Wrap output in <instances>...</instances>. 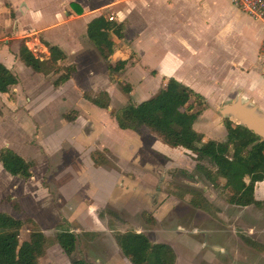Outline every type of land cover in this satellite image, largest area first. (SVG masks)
Masks as SVG:
<instances>
[{
    "label": "rangeland",
    "instance_id": "rangeland-1",
    "mask_svg": "<svg viewBox=\"0 0 264 264\" xmlns=\"http://www.w3.org/2000/svg\"><path fill=\"white\" fill-rule=\"evenodd\" d=\"M86 70L89 68L79 66V82L88 89L101 88L104 69L96 64L89 78ZM130 75L125 67L109 75L116 89L109 90L111 102L106 112L141 99L138 92L142 81L131 79ZM56 76L50 74L51 79ZM46 80L50 82L49 78ZM34 83L30 89L20 86L16 92L10 90L7 95L0 96V148L11 147L33 164L31 172L34 177L29 182L10 176L0 168V211H7L24 223L19 233L20 242L28 240L32 230H43L51 238L57 230H70L77 237L73 258L90 264H130L116 245L114 236L142 232L152 243L169 245L176 255L175 264H264V207L229 205L221 187L212 188L195 171L194 160L187 152L177 150L168 157L158 158L147 149L138 148V154L134 155L136 160L120 164L118 161L120 169L116 167V160L103 152L107 163L101 168L115 177L118 194L113 191L102 193L105 182L104 172L100 170L91 169L86 171L87 176L73 179L76 173L85 170L79 162L74 164L67 159L74 154L85 158L93 147L85 138L91 130L89 119L94 124L95 139L113 142L118 137L114 134L99 136L102 133L99 130L102 110L90 103L85 104L79 93L69 97L50 88L47 83L41 86ZM148 83L143 85V92ZM123 85L134 86V95L124 93ZM66 116L72 120H67ZM79 127L83 130L76 135ZM135 137L140 141L153 140L167 151L181 149L169 147L153 136ZM133 165L135 169L130 168ZM84 168L88 169L86 165ZM107 184L111 182L107 181ZM100 185L101 189H98ZM189 189L204 194L211 202L210 212L191 207L188 196L177 199L178 192L183 194ZM15 195L23 198L25 210L16 208L17 198L11 199ZM87 202L94 205L92 214L89 217L83 214L84 224L75 222ZM72 209L76 211L72 212ZM66 211H71V217L68 214L71 223L61 216ZM142 213L154 218L153 224L145 222ZM245 235L260 243L261 248L247 245L243 241ZM39 263L70 264L69 258L56 244L46 250Z\"/></svg>",
    "mask_w": 264,
    "mask_h": 264
},
{
    "label": "crops",
    "instance_id": "crops-1",
    "mask_svg": "<svg viewBox=\"0 0 264 264\" xmlns=\"http://www.w3.org/2000/svg\"><path fill=\"white\" fill-rule=\"evenodd\" d=\"M99 16L105 17L109 22L112 21L111 23L124 24L121 38L111 35L115 50L108 60L99 54L86 35L88 23ZM27 38H30V41ZM261 40V25L242 13L231 0H0V64L17 79V84L10 90L16 92L20 86L30 89L35 81L34 84L40 86L47 83L50 88L69 97L77 96L78 93L82 97L84 92L95 93L99 90H105L109 94V90L116 87L110 81L108 68L113 67L117 61L129 60L130 64H126L125 69L131 72L130 78L142 81L138 92L141 99L133 105L156 95L165 88L168 79H174L202 96L205 109L193 124V129L203 136L204 142L207 140L222 142L226 139V130L218 109L235 97L241 96L264 110V78L261 75L258 59ZM21 41L28 45L26 47L30 48V51L38 52L39 55H36L31 51L41 60L49 58L48 49L42 42L58 47L65 55V60L57 62L56 65L75 67L70 79L54 87L52 82L61 70L46 75L34 72L30 68L31 71H28L26 69L28 67L18 58ZM96 64L104 69L103 86L95 90L88 89L77 79L79 66L89 68L85 72L89 78ZM50 74L57 76L51 79ZM136 75H139L138 78H135ZM47 78L50 82L46 80ZM147 81L149 85L143 92L142 87ZM134 91V86H131L128 95L133 96ZM7 94L0 93V96ZM14 96L16 97L17 93ZM85 101V104L89 103ZM101 110L103 115L99 130L102 133L99 136L114 134L118 140L108 142L95 139L94 124L89 119L90 134L84 135L87 143L93 147L85 158L74 154L70 160L67 159L74 164L79 162L81 168L85 170L83 173H76L77 176L73 179L78 180L87 176L86 171L91 169L100 170L104 172L105 182L102 193L113 191L118 194L115 191L117 190L115 177L109 175L101 166L93 164L91 154L95 151L101 153L106 151L107 156H112V159L116 160V167L119 169L120 162L136 160L134 155L138 154V148H145L148 153L158 158L168 157L174 151L182 150L190 154L193 159L194 155L183 148L167 151L153 140L146 142L136 139L135 136L138 135L129 130L118 129L107 110ZM81 129L83 130V127H79L76 135L82 131ZM8 148L15 151L11 147ZM15 152L24 158L20 153ZM85 165L88 169L84 168ZM0 168L4 170L1 164ZM130 168L135 169L134 165ZM33 177L28 180L20 179L29 182ZM107 181L112 185L107 184ZM98 189H101V185ZM181 195L182 193L178 192L177 199L188 196L189 203L190 195L184 194L182 198ZM202 195L211 204L204 194ZM14 198H17L19 209H24L23 198L18 195L11 197ZM254 198L264 201V181L255 184ZM75 203L77 207V201ZM87 203V207H84L81 213L78 212L75 222L84 224L86 220L83 214L88 217L92 214L94 205ZM250 207L252 206L240 208ZM71 211L62 212L61 215L68 223H71ZM38 224L40 225V222ZM40 231L43 233V230ZM245 236L250 238L249 235Z\"/></svg>",
    "mask_w": 264,
    "mask_h": 264
},
{
    "label": "trees",
    "instance_id": "trees-1",
    "mask_svg": "<svg viewBox=\"0 0 264 264\" xmlns=\"http://www.w3.org/2000/svg\"><path fill=\"white\" fill-rule=\"evenodd\" d=\"M123 30V23H111L105 17L99 16L88 23L86 35L99 54L108 60L115 50L111 35L121 38ZM42 44L48 49L47 60L35 56L24 41L19 45L18 58L26 67L44 75L61 70L52 82L54 87L60 86L70 79L75 67H58L57 62L65 60L63 52L56 46H49L45 42ZM127 61H117L113 67H109V75L124 69ZM16 84V77L0 64V93H8ZM121 89L124 93L130 92L129 85H123ZM82 97L101 109H107L110 105V97L105 90L92 94L84 92ZM204 109L205 103L201 95L174 79H168L165 88L153 97L138 104H127L110 111L109 114L120 130H129L138 136L151 135L169 147L183 148L191 152L194 155L195 171L213 188L221 187L228 204L238 207H264V201L254 198L255 184L264 181V139H260L243 126L224 119L226 139L222 142H204L203 136L193 129V124ZM65 118L72 120L70 116ZM91 160L95 166L107 163L103 153L98 151L91 154ZM0 164L10 176L23 180L32 176V162L26 161L8 147L0 148ZM184 194L190 195L189 204L192 207L210 212L211 204L202 193L189 189L184 191L181 198ZM16 208L19 209L18 206ZM147 215L149 214H141L145 216V222L153 224L154 220ZM23 225L22 221L0 212V264H40L39 259L53 244L69 258L70 264H90L72 257L77 237L70 230H57L52 238L40 230H32L28 240L20 242L19 233ZM114 240L130 264L176 262V255L169 245L152 243L141 232L117 233ZM243 241L251 247L261 248L248 237H243Z\"/></svg>",
    "mask_w": 264,
    "mask_h": 264
},
{
    "label": "water",
    "instance_id": "water-1",
    "mask_svg": "<svg viewBox=\"0 0 264 264\" xmlns=\"http://www.w3.org/2000/svg\"><path fill=\"white\" fill-rule=\"evenodd\" d=\"M222 120L227 119L243 126L260 139H264V110L241 96L221 105L218 109Z\"/></svg>",
    "mask_w": 264,
    "mask_h": 264
},
{
    "label": "built area",
    "instance_id": "built-area-1",
    "mask_svg": "<svg viewBox=\"0 0 264 264\" xmlns=\"http://www.w3.org/2000/svg\"><path fill=\"white\" fill-rule=\"evenodd\" d=\"M231 2L242 13L261 25L262 40L258 59L261 66V75L264 78V0H231Z\"/></svg>",
    "mask_w": 264,
    "mask_h": 264
}]
</instances>
